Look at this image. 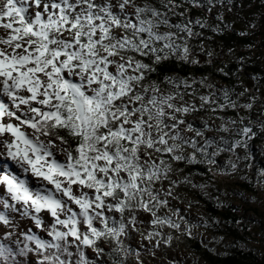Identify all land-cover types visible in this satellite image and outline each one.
Segmentation results:
<instances>
[{"label": "snow or ice", "instance_id": "snow-or-ice-1", "mask_svg": "<svg viewBox=\"0 0 264 264\" xmlns=\"http://www.w3.org/2000/svg\"><path fill=\"white\" fill-rule=\"evenodd\" d=\"M126 6L134 10V23L124 14L125 22L121 24L120 15L114 14L113 5L107 2L103 5H96L93 0L0 2V21H8L0 23V27L7 30L5 36L0 37V96L7 101L0 102V160L4 161L0 164L3 192L0 206L5 210L0 211V226L16 229L18 225L7 213H18L19 218H27L35 229L50 237V240L33 234L24 237L35 245L34 254L41 256L35 264H63L59 252L63 250L72 255L68 252L69 237L77 248V264H90L81 250L84 247L97 255L103 252L97 245L101 238H110L115 244L113 251L124 255L118 237L124 234L122 221L126 211L128 225L136 223L132 214L135 210L151 216L148 223L152 229L167 225L179 230L180 226L169 217L157 215L155 209L167 201L159 198L162 189L154 190L153 185L167 180L169 188L162 194L170 196L178 182L169 178L171 162L195 159L193 154L187 157L177 154L182 151V144L187 143L178 131L171 134L163 131L165 127L177 129L184 124L185 121L174 113L182 117L191 112L193 106L173 104L174 94L171 93L155 95L159 91L155 82L151 83L153 94L146 97L149 84H142V81L146 73L154 70L152 66L167 59L169 53H179L183 59L189 54L185 43L174 41L173 33L159 34L152 29L164 24L188 37L192 36V29L181 24L170 25L162 19L164 13L147 5L136 6L132 0H117L115 4L121 14ZM148 13L154 19L142 16ZM93 21L101 22L94 24ZM111 27L131 29V33L116 37L111 35ZM97 32L98 38H95ZM153 41L159 42V52L157 47H150ZM123 53L150 55L151 65ZM208 55L211 56V51ZM110 57H119V60ZM191 62L195 64L197 60L193 58ZM110 66L115 67V73L109 71ZM128 70L132 74H128ZM72 77L79 82H73ZM165 82L173 87H190L185 80L166 77ZM200 83L203 85V81ZM220 92L225 103L217 105L218 108L236 107V102L229 100L227 90L220 89ZM199 99L202 104L209 102L206 95ZM242 107L248 109L251 105ZM165 116L173 123L165 125ZM226 123L235 122L229 119ZM204 127L213 130L206 123ZM64 130L69 136L78 138V142L69 145ZM153 130L158 134L155 137ZM215 130L227 132L228 128L222 120ZM185 131L202 135L201 130L193 129L190 124ZM233 132L238 139L229 143L221 138L220 143L227 145L222 150L237 154L240 160L238 150L246 147L251 129L242 125L238 132L235 129ZM166 137L173 141L171 145ZM211 143L204 141L205 146ZM189 146L194 152L204 151V147H196L194 140ZM141 148L147 157L144 164L141 163ZM152 152L156 154V161L152 159ZM58 153L63 156L62 161L56 158ZM236 169L237 164L231 163L230 170ZM193 187L203 188V185ZM83 189L92 190V194ZM106 198L115 202H106ZM105 209L108 213L120 214L121 220L113 221L115 226H109L113 218L105 214ZM174 214L177 213L174 211ZM45 215L50 220H45ZM97 218L100 227L94 226ZM81 223L85 228L83 233L79 228ZM195 226L198 225L185 222L183 234L191 236L190 228ZM10 236V231L3 233L5 240ZM153 237L159 238L156 245L162 243L165 247L172 239L155 230L142 235V239L148 241ZM46 249L53 251L43 255ZM18 251L22 256L32 250L25 243ZM153 251V247L147 249L149 254ZM13 255L7 245L0 244V259L7 262ZM113 264L118 262L113 261Z\"/></svg>", "mask_w": 264, "mask_h": 264}, {"label": "trees", "instance_id": "trees-1", "mask_svg": "<svg viewBox=\"0 0 264 264\" xmlns=\"http://www.w3.org/2000/svg\"><path fill=\"white\" fill-rule=\"evenodd\" d=\"M135 1L139 4V7L147 5L150 8H155L159 12L164 13L162 19L167 20L170 25L174 26L181 24L190 27L192 29L191 37L184 36V34L175 27L170 28L164 24H159L158 27L152 30L159 34L168 32L173 33V39L176 43L186 44L189 49V55L193 57L194 53H199L202 57L200 59L203 60L201 63L193 64L190 58L183 59L179 57V53L176 55L169 53L167 59H162L159 63L152 66L154 69L153 71L146 73V78L142 81V84H149V92L144 95L147 97L153 94L151 92V83L155 82L159 90L155 95L159 96L171 93L174 94V99L171 101L173 104L177 106L191 104L193 106L191 112L184 114L182 117L179 113L174 114L184 121L192 116L194 120L188 121L189 123H187V125L190 124L193 129L201 130V132H204L206 135L209 133V130L205 129V123L208 126L214 121L220 123L225 117L235 119L237 122L242 123L243 126H247L251 129L249 133L250 139H248L246 147L238 150V155L242 157L240 160H237V154L222 150L225 149L227 145L221 144L216 137L205 136L201 144L198 143L197 140H194L197 148L204 147L203 152H194V149L189 146L193 141L192 139L182 144V151H178L177 154L184 155L185 157L189 154H193L195 159L190 162H171L172 171L169 173V178L172 181L178 180L179 182L172 188V195L177 193L178 195L176 198L179 200H182V198L179 197V194H182L185 197H192L194 200L201 201L208 219L220 221L222 223L220 224L221 226L213 223V231L217 233L219 237H222V243H214L212 247L203 245L192 234L196 226L190 228L191 236L184 235L182 231L180 232L177 229L171 228L169 235L172 239L170 242L174 241L175 244L187 248L207 264H264V254L259 255L255 251L246 250L242 247V245H246V237L251 235V233L245 229L244 225H240V217L237 214V208L233 207L230 202L228 203L225 199H220L219 197V199H214V201L202 198L200 195L202 192L194 188L192 184L195 178L201 179L202 177L204 179V177H209L211 175L209 169L214 168L219 171L221 168L225 167L228 171H231L230 165L228 166V164L234 162L237 164V169L234 173L244 178V180L240 181L237 185L240 202L245 199V194H250L252 197L258 195L256 189L253 187L252 179L254 178L253 173L259 175L261 172H264V16L260 17L259 15L260 10L261 12L264 10V0H256L255 3L258 4L246 10L245 8L249 6L247 3H252L250 0H248L247 3L244 2L242 5L238 4L243 2L242 0ZM215 12H217L219 16H217ZM144 15H147L149 19H154L151 17L150 13L142 14V16ZM197 21H199V24ZM95 22L96 21H93L94 24H96ZM130 22L134 23L135 21ZM105 23H107L106 19ZM213 28H215L216 31H212ZM130 33L131 29L125 30L121 28L120 36L129 35ZM141 36L144 37V34L142 33ZM180 36L184 37L183 40L176 39V37ZM151 46L157 47L159 52V42L153 41L150 47ZM209 51H211V56L208 55ZM123 55H133L136 59H140L144 63L151 65L152 57L150 55L137 56L134 53H123ZM128 74H132L130 70H128ZM166 77L174 80H185L190 87H184L183 85L173 87L165 82ZM200 81H203V85ZM247 83L249 85H247ZM208 85H211V87H207ZM244 85L251 87V93L249 92L251 95H247L248 92ZM220 89L228 91L229 100L235 101L236 107H228L227 105H225L223 109L217 107V105L225 103L220 98ZM138 91H142V89H138ZM259 94L263 96L261 100L259 97L257 98ZM204 95L208 96L209 102L202 104L199 97ZM244 104H250L251 107L244 109L242 107ZM165 111L167 112L169 110L165 108ZM144 119L146 120L147 118L145 117ZM171 123L173 122L169 121L167 116H165L164 124L167 125ZM181 125H178L177 129L165 127L163 131L169 134L178 131L180 135ZM219 127L220 126H218V128ZM209 128L211 129V127ZM145 131H148L147 127H145ZM63 134L69 145L78 142V138L69 136L66 130L63 131ZM152 135L155 137L158 134L153 130ZM220 136L229 143L233 139H238L236 135H230L228 131L220 132ZM180 137L182 138L181 135ZM166 139L168 138L166 137ZM205 140H210L213 143L205 146ZM168 143L171 145L173 141L168 139ZM177 143H180V141ZM142 150L145 151L141 148L140 155ZM213 152L216 154L213 155ZM151 156L153 161H156V154L154 152L151 153ZM198 157H201L203 162H201ZM165 159L167 160L168 157H165ZM221 160L224 163L219 164L218 161ZM247 165L250 166L246 167ZM177 169L179 171H177ZM232 172H229V175L226 177L231 178ZM121 176L123 177V174H121ZM185 178L187 182H184ZM157 188L162 189L159 198L167 201V203L162 204L158 209H155V211L158 216L169 217L165 213L168 211L171 212L168 200H173V198L162 194L163 191H167L169 188L168 181L164 180L153 185L154 190ZM189 194H191V196H189ZM176 198L175 200H177ZM245 204L247 207L248 203ZM249 208L250 209L247 207L246 210H250L255 218H259V223L262 225L260 220L262 216L264 218V215L257 207L249 205ZM247 212L248 211H243V219L246 217L245 213ZM128 215L126 211L123 216L122 222L125 223V226H128L126 225ZM118 216L119 219L117 220L112 217L113 220L108 222L109 226H115L113 221L121 220L120 214H118ZM174 222L179 226L182 224L184 227L185 222L193 225L188 220L181 222L178 220ZM165 226L167 225H158L157 228L155 227V230L159 228L160 232H162ZM139 228L141 227H138V229ZM239 228H241V230ZM127 234L128 233H125L124 230V234L118 237L121 248L127 245ZM102 239L104 238H101L100 241H102ZM225 239H229L231 242L229 247L223 244L225 243L223 241ZM106 242H109L113 247L115 245L110 238H108ZM220 250L221 252L218 253ZM104 258L108 260V263L98 261L96 264H113V261H117L118 264H126L125 262L127 261L126 258L120 257L114 251H109Z\"/></svg>", "mask_w": 264, "mask_h": 264}, {"label": "rangeland", "instance_id": "rangeland-1", "mask_svg": "<svg viewBox=\"0 0 264 264\" xmlns=\"http://www.w3.org/2000/svg\"><path fill=\"white\" fill-rule=\"evenodd\" d=\"M230 1H233V0H230ZM242 1L243 2H240L238 4L242 5V4H244V2L245 3L248 2V0H242ZM255 1L256 0H250V2H252V3H247V5H249V6L246 7L245 10L251 9L250 8L251 6L257 5L258 3H255ZM0 2H2V0H0ZM57 2H58V0H57ZM105 2L113 5V7L111 8V11L114 14L120 15L121 24H123L125 22L124 21V14L128 15L129 21H135L134 10L132 7L126 6L124 13L121 14V13H119V9H117L115 7L117 0H93V3L96 5H103ZM132 3L135 4L136 6H139V4L135 0H132ZM217 6H219V5H217ZM78 10H79V8L77 9V11ZM93 11L97 12V9H93ZM99 14L103 15L102 13H99ZM215 14H217V16H219L217 12H215ZM258 14H259V12H258ZM259 15H260V17H263L264 16V10L262 12L260 10ZM45 18H47V17H45ZM5 22H8V21H0V23H5ZM100 22L101 21H96L95 23L99 24ZM6 31L7 30L0 27V37L5 36ZM120 32H121V28L111 27V35H115V36L119 37ZM95 38H98V32H97V35ZM0 47H2V46H0ZM187 58H190V59L195 58L197 60L196 63H199V62L201 63L203 61L202 59H200L202 57L199 53H194L193 57L188 54ZM110 59L119 60V57H110ZM109 71L115 73V67L110 66ZM72 79H73V82H77V83L79 82L78 80L75 79V77H72ZM247 85H249V84L247 83ZM244 86L246 87V91L248 92L247 95H251L250 94L251 93V87H247L246 85H244ZM248 88H250V89H248ZM88 94H90V93H88ZM258 97L261 100V97H263V96H261V94H259V95H257V98ZM0 102H7L6 98L3 96H0ZM262 102H263V100H262ZM4 119H7V118L5 117ZM229 119H231L235 123L234 124L226 123ZM190 120H194V118L192 116L188 117L187 120L185 121V123L183 125H181L180 135L182 136V139L184 141H189L190 139H192V140H197L198 143L201 144L204 140L203 137H205V136L206 137H216V139H218V141H221L222 136H220V131L215 130V129H218V126H220L221 122L217 123L216 121H214V122H211L209 124L208 127H211V129H213V130H211V131H209V133H207L208 136L204 132L202 133L201 136H196L195 131H185V128L187 127V123H189L188 121H190ZM195 120H196V118H195ZM223 121L225 122V126L228 128V132L230 135H236V133L233 132V129H235L236 132H238L239 128L242 126V123L237 122L235 119H232L230 117H225L223 119ZM12 122L15 123V121H12ZM226 124H228V125H226ZM22 130L28 131L27 129H22ZM29 134H30V132H29ZM236 136L238 137V135H236ZM141 157H142L141 163L144 164L147 157H144V151L143 150L141 152ZM56 158L58 160H61V161L64 159L63 156H61L59 153L57 154ZM198 159L201 162H203L201 157H198ZM218 162H219V164L224 163L222 160L218 161ZM2 163H4V161L0 160V164H2ZM230 164L231 163H229L228 166ZM250 165H251V163H250ZM250 165H247L246 167H249ZM209 170L211 172V175L209 177H207V178L204 177V179L202 177H201V179L195 178V180L192 184L193 185H203V188H199V187L196 188L202 192V194L199 193L202 198L207 199L209 201H214V199H217L219 197L220 199H225V201H227L228 203L230 202V204L233 207H236L237 208V214L240 217V220H239L240 225L241 226L244 225L245 229H247V231H249V233H251V235H248L246 237V240H247L246 245L245 246L242 245V247L245 248L246 250L255 251L259 255L264 254V218H263V216L261 217L262 219L260 221H261L262 225H260L259 220H258L259 218H255V216H253V214L250 212V210H246L247 207H248V209H250L249 205H252L253 207H257L259 209V211L264 215V172H261L259 175L253 173L254 178L252 179V184H253V187L256 189L258 195L256 197H252L250 194H248V195L245 194L244 195L245 199L240 202V200H239L240 195L238 194L239 189H238L237 185L240 181L244 180V178L240 175H236V173H234L232 171H227V173H225V170H228L225 167L221 168L219 170L220 172L215 170L214 168L209 169ZM0 171H2V169H0ZM229 172H232L231 178L226 177L227 175H229ZM176 181H178V180H176ZM33 184H35V182H33ZM48 187L50 188V186H48ZM73 189L75 191V189H76L75 185H73ZM52 191L54 192L55 190L52 189ZM83 191L92 194V190H90V189H83ZM77 194H79V193L77 192ZM0 195H3V193L0 192ZM57 195H59V194H57ZM177 195L178 194L176 193L174 195L171 194L170 196L172 198L173 197L176 198ZM189 196H191V194H189ZM179 197H181L182 200H179L177 198H176L177 200H175L173 198L174 201L168 200V205L170 206L171 212L168 211L165 214L168 215L170 217V219L173 221L180 220V222H181L184 220H188L193 225H198L193 230L192 234L203 245H205V246L209 245L210 247H212L214 245V243L215 244L222 243V237H219L217 235V233H214V231H213V229H214L213 220L208 219L206 211L204 210L205 208L203 206V203L199 200H194L192 197H185L182 194H179ZM211 197H213V198H211ZM106 202L114 203L115 201H113L110 198H106ZM245 203H248L247 207H246ZM71 207L75 211L78 212V209H76L75 206H71ZM0 211H5L2 206H0ZM104 211H105L106 215H111L116 220L119 219V216L117 213H115V212L108 213L107 209H105ZM174 211L177 214H174ZM243 211H248L247 213H245L246 217H244V219H243ZM7 214L15 220L18 227L16 229H8V228H4L3 226H0V244L7 245V247L10 248L14 253L13 256H9L7 258V262L0 259V264H12L13 260L15 261V264H35L36 260L41 259V256L34 254L36 251L35 245L33 243H31L30 241L25 240L24 237L26 235H29V234L36 235L39 238L45 239V240H50V237H48L45 232L35 229L34 226L31 225L30 221L27 218H23V219L19 218L18 213L9 212ZM132 214L135 215V217H136V223L134 225H128L126 222V225H128L130 227L125 226V233H128V234H127V239H126L127 245L123 246V248H121V250L124 252V255H120V253L116 252L120 257H124L127 259V261L125 262L126 264H138V261H139V264H207L202 259H199L196 254H194L193 252H190L185 247H181L180 245L175 244L174 241L170 242L169 246L165 247L162 243L159 245H156L155 242L157 239H159L158 237H153L151 241L143 240L142 235H146L149 230H155V229H152V226L148 223V221L151 219V216L149 214H145L143 212H139V211H135V210L133 211ZM128 216H127V219H128ZM180 217H183L184 219L182 220V219H180ZM201 217H203L204 219H201ZM44 219L50 220V217L45 215ZM205 221H207V223H205ZM93 223H94V226L100 227L99 222H98V218L94 219ZM215 223L218 224L219 226H221L220 224H222L220 221H215ZM138 227H141V228L138 229ZM157 227H158V225L156 226V228ZM79 228H80V231L82 233H83V231H85V228H84L82 223L79 224ZM133 228H135L136 230L133 231ZM170 229L171 228H169L168 226H165V229L162 230V232H160L159 228H158V230H155V231L160 232L162 234V236L166 237L169 235ZM239 229L241 230V228H239ZM183 230H184V225L181 224V226L179 227V231L183 232ZM6 231L11 232L10 239H8V240H5L3 238V233ZM179 231H177V232H179ZM175 233H176V231H175ZM68 239H69L68 252L72 253V255L69 256V255L65 254L63 252V250H61L59 252V258L61 261H63V264H77V261L79 259L78 255H77V248L71 242V238L69 237ZM107 240L108 239H102V241H100V239L97 240V245L103 249V252L100 255H97L90 248H87V247H84L81 249L85 253V258L90 262V264H96V262H98V261H101L102 263H108V260L106 258H104V256L109 251H113V248L115 247V245H114V247L111 246L109 244V242L108 243L106 242ZM223 241L225 242L223 244H226V246H228V247L231 244L229 239H225ZM118 242L120 243L119 239H118ZM25 243L28 244L29 249H31L32 251L25 252L24 255L21 256L19 254L18 249H22L24 247ZM149 247H153V249H154L153 253H151V254H149L147 252V249ZM51 251H53V250L46 249L45 252L43 253V255H48ZM220 252H221V250L218 253H220ZM137 253H139V255H137Z\"/></svg>", "mask_w": 264, "mask_h": 264}, {"label": "bare ground", "instance_id": "bare-ground-1", "mask_svg": "<svg viewBox=\"0 0 264 264\" xmlns=\"http://www.w3.org/2000/svg\"><path fill=\"white\" fill-rule=\"evenodd\" d=\"M0 192H2V188H0ZM3 193V192H2Z\"/></svg>", "mask_w": 264, "mask_h": 264}, {"label": "clouds", "instance_id": "clouds-1", "mask_svg": "<svg viewBox=\"0 0 264 264\" xmlns=\"http://www.w3.org/2000/svg\"><path fill=\"white\" fill-rule=\"evenodd\" d=\"M6 163V162H5Z\"/></svg>", "mask_w": 264, "mask_h": 264}]
</instances>
